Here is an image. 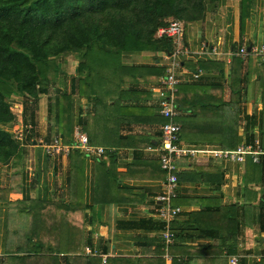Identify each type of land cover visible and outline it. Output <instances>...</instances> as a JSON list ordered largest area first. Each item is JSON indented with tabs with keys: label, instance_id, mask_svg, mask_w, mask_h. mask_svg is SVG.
Wrapping results in <instances>:
<instances>
[{
	"label": "crops",
	"instance_id": "0c3cea01",
	"mask_svg": "<svg viewBox=\"0 0 264 264\" xmlns=\"http://www.w3.org/2000/svg\"><path fill=\"white\" fill-rule=\"evenodd\" d=\"M181 23L177 87L182 91L177 98L188 107L176 105V117L189 118L185 127L178 123L182 133H200L202 138L208 132L210 126L198 125L197 115L216 113L208 100L229 99L231 64L236 60L237 145L259 140L264 71L251 55L240 59L236 53L240 47L264 44V0L206 2L199 18ZM166 54L156 49L127 51L122 63L164 69ZM54 63L52 82L36 96L9 97L13 118L1 125L17 149L0 160V264H64L65 255L55 250L62 219L71 226L68 243L83 256L99 258V264L101 255L107 257L106 264H264V155L258 163L250 161L259 170L246 185L245 178H253L245 173L248 157L243 162L202 154L180 157L172 200L180 211L169 222L174 236L167 243L161 237L165 226L157 216L156 199L164 177L156 150L160 123L151 120L160 117L156 90L163 71L148 82L119 85L148 91L136 101L146 108L142 119L119 124V136L132 138L118 147L95 145L104 148L98 157H86L80 150L48 155L40 142L61 138L56 127L50 129L51 123H58L56 98H65L60 106L68 140L63 143L72 142L75 131L82 132L80 121L92 110L91 98L78 93V56L58 55ZM180 136L185 145L220 148Z\"/></svg>",
	"mask_w": 264,
	"mask_h": 264
},
{
	"label": "trees",
	"instance_id": "16d2710c",
	"mask_svg": "<svg viewBox=\"0 0 264 264\" xmlns=\"http://www.w3.org/2000/svg\"><path fill=\"white\" fill-rule=\"evenodd\" d=\"M218 1L220 0H0V160L7 159L17 149L14 139L1 127L13 118L9 97L36 96L44 85L53 80L54 57L66 52L79 54L78 93L84 92L92 100V110L85 114L79 124L89 142L104 148L118 147L123 140L132 138L119 136V124L142 119L146 108L137 105L136 101L148 91L124 90L119 85L139 79L143 82L151 81L162 73L163 68L125 65L122 63L123 53L154 50L160 42L164 44V52H170L172 45L169 39H151L157 27L167 24L162 20L168 16H174L180 21L197 19L206 2ZM179 91H182V86L176 89L175 104L178 108H186L188 105L177 98ZM238 96V68L235 60L231 64L229 99H210L207 105L215 108L216 113L204 112L203 115H197L198 125L204 122L206 126H210L208 132L200 138V133H182L180 128V138L191 142L216 143L221 149H234L238 143ZM64 99L61 95L56 98L58 107L55 116L58 123H51L50 129L55 131L56 127L62 141L66 142L68 138L62 127L63 114L60 106ZM151 120L159 123L164 121L162 117H152ZM188 120L189 118H174L181 127H185ZM258 144L264 151V116L259 127ZM246 159V176L253 175V178L246 177L245 185L255 180L256 170H259L257 165L250 162L249 157ZM249 165L251 169H248ZM159 171L162 172L160 168ZM73 186L74 182L70 183L69 189ZM57 227L59 236L55 250L65 255L64 264H99V258L83 256L80 248L77 250L68 243L71 226L65 219L60 220ZM35 251L36 249L33 250L34 254Z\"/></svg>",
	"mask_w": 264,
	"mask_h": 264
},
{
	"label": "built area",
	"instance_id": "2783aa9c",
	"mask_svg": "<svg viewBox=\"0 0 264 264\" xmlns=\"http://www.w3.org/2000/svg\"><path fill=\"white\" fill-rule=\"evenodd\" d=\"M182 23L179 20H171L164 26L156 29L157 38H167L170 40L172 50L164 58L166 63L163 74L159 78L160 85L157 87V94L160 97L158 103V115L164 119L159 124V137L157 144V160L164 177L160 183V193L156 197L159 202L157 216L164 222V231L161 237L165 242H170L174 236L169 228V222L179 213L180 208L172 204L176 196V186L178 182V167L176 161L180 157H194L202 154L216 160H227L231 162H243L245 157H249L254 163L259 162L264 151L259 147L258 140L252 143L240 142L234 149H221L216 147H194L180 142V126L174 121L178 111L175 104V94L178 84V73L180 64L177 59V52L180 49L177 43L181 40ZM211 53H215L212 48ZM236 55L243 59L246 55H251L257 59L261 69L264 71V44L240 47ZM44 151L48 155H67L72 150H80L86 157H98L104 152L101 146L89 143L84 133L75 131L73 140L70 143H63L59 136H53L49 142H40ZM1 256V254H0ZM106 256H100V264H106ZM234 258L230 262L233 263Z\"/></svg>",
	"mask_w": 264,
	"mask_h": 264
},
{
	"label": "rangeland",
	"instance_id": "374dc122",
	"mask_svg": "<svg viewBox=\"0 0 264 264\" xmlns=\"http://www.w3.org/2000/svg\"><path fill=\"white\" fill-rule=\"evenodd\" d=\"M171 20H176L175 18H174V16H168V17H166V18H164L162 21H166L167 23H168V21H171ZM180 21V20H179ZM160 27V26H159ZM159 27H157V28H159ZM156 28V29H157ZM157 37H156V30L153 32V34L151 35V39H156ZM156 50H158V51H164V44H163V42H160V43H157V45H156ZM60 55H68V56H72V55H74V56H78V61H79V54L77 53V52H66V53H62V54H60ZM51 57V56H50ZM52 58V57H51ZM56 70V69H55Z\"/></svg>",
	"mask_w": 264,
	"mask_h": 264
}]
</instances>
